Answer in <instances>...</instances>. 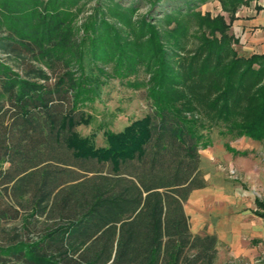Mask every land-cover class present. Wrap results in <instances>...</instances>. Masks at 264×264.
I'll return each mask as SVG.
<instances>
[{
    "label": "trees",
    "instance_id": "1",
    "mask_svg": "<svg viewBox=\"0 0 264 264\" xmlns=\"http://www.w3.org/2000/svg\"><path fill=\"white\" fill-rule=\"evenodd\" d=\"M77 1L0 0V264H214L216 235L193 234L184 205L206 187L200 151L214 128L264 144V53L238 55L223 17L194 11L208 0L150 1L136 23L145 46L120 45L109 22L128 25L142 0L99 1L90 38L76 34ZM251 1L220 2L232 21ZM172 16L198 19L187 57L177 29L160 43L155 25ZM114 56L155 62L149 110L97 147L76 127L100 96L97 62Z\"/></svg>",
    "mask_w": 264,
    "mask_h": 264
},
{
    "label": "rangeland",
    "instance_id": "2",
    "mask_svg": "<svg viewBox=\"0 0 264 264\" xmlns=\"http://www.w3.org/2000/svg\"><path fill=\"white\" fill-rule=\"evenodd\" d=\"M99 1L103 0H78L75 7H71L78 37L88 35L90 38V31L88 34L85 33L84 24ZM120 1L126 4L131 0ZM150 1L153 0H142L139 10L125 18L128 25H124L120 22L121 20H109L122 37L120 45L124 46L125 43H132L134 46L146 45V37L138 39L139 30L136 23L138 18L148 12ZM220 1L208 0L198 5L194 11L199 17L222 16L225 23L230 25L228 34L234 39L233 49L240 56H250L240 52L239 37L236 36L238 31L235 30L233 23L238 19L239 10L260 0H253L247 5L239 6L232 21L229 19V14L223 11ZM107 4L105 1L104 5ZM255 8L259 9V6L256 5ZM154 14H157V10ZM155 28L164 48L172 47L173 43L178 40L185 47L184 51L177 50L179 57L194 53L198 45L195 37L199 31L197 18L172 16L170 19L156 23ZM173 29L178 30V34L175 33L177 36L175 41L174 38L168 36ZM116 59L115 57L107 63L97 62L96 65L103 71L99 78L104 81L100 96L85 109L89 123L76 127V132L80 136L90 137L97 147L104 145L103 132L105 130L119 132L131 121L144 116L149 110L146 90L149 87L150 77L156 71L155 62H151L149 56H145L140 61H135L134 65H126V63L120 65ZM175 59L177 57L174 61ZM137 85L140 87L135 88ZM210 139L211 144L220 146L222 153L225 150L221 147L228 143L239 151H248L249 156L240 158L229 154L228 157L219 156L206 161L204 158L206 152L200 151L202 157L200 169L206 186L209 188V194L200 198L204 201L197 214L200 215V222L198 224L193 222V227L202 228L204 232L212 229L221 237L214 264H264V225L257 224L259 222L255 221L251 213L255 209L254 199L264 198V144L248 140L247 144L238 147L235 146L236 139L231 136H219L216 128L211 131ZM194 219L193 217L192 221ZM235 227L241 230L233 233ZM244 229H249V234L245 233Z\"/></svg>",
    "mask_w": 264,
    "mask_h": 264
},
{
    "label": "crops",
    "instance_id": "3",
    "mask_svg": "<svg viewBox=\"0 0 264 264\" xmlns=\"http://www.w3.org/2000/svg\"><path fill=\"white\" fill-rule=\"evenodd\" d=\"M259 6V9H256L255 6ZM238 19L233 23V26L235 27V30L238 31V45L240 46L241 53L245 55H251V54H262L264 53V0H260L258 2H252V4L249 7H244L237 13ZM245 52V53H244ZM248 140L251 139L247 137H240L235 140L236 145L235 146H244L248 143ZM253 141V140H251ZM228 144V143H225ZM225 144H223L222 149L224 148L225 155L221 152L219 145L211 144L212 146L204 149V158H206V161L213 160L215 158H218L219 156H226L228 157L229 154L232 156L240 157V158H247L249 156V152L246 150H237L236 148L232 147L230 144H228L232 149L238 151V152H246V156H239L234 155L232 152L228 151L225 148ZM209 149L211 151H209ZM209 157V158H208ZM200 160H202V157L200 156ZM201 163V162H200ZM201 168V166H200ZM201 170V169H200ZM209 194V188L206 186L203 189L194 190L186 204L184 205V210L189 217L190 220V227L191 232L197 235H203V234H214L216 235L218 242L221 239V237L212 229H208L206 232L202 230V228L195 229L193 226V222L195 224H198L200 222V215L199 210L202 208V205L204 204V201L200 199L203 196H208ZM200 199V200H199ZM256 199V198H255ZM255 199L253 201V204L255 206V209L251 212L253 217L255 218L256 222H259L257 224L264 225V220L254 214V211L256 210L255 205ZM260 199V198H258ZM261 200H264V198H261ZM208 205V204H207ZM264 213V211H262ZM195 218L194 221H192V218ZM192 225V226H191ZM241 228L235 227L233 228L234 232H239ZM245 233L249 234V229H244Z\"/></svg>",
    "mask_w": 264,
    "mask_h": 264
}]
</instances>
